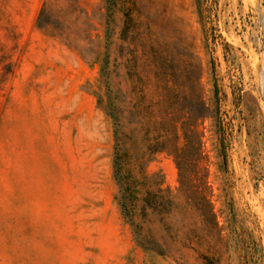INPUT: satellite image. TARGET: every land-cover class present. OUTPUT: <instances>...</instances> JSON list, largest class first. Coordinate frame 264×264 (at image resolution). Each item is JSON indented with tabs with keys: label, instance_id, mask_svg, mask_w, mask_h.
<instances>
[{
	"label": "rangeland",
	"instance_id": "rangeland-1",
	"mask_svg": "<svg viewBox=\"0 0 264 264\" xmlns=\"http://www.w3.org/2000/svg\"><path fill=\"white\" fill-rule=\"evenodd\" d=\"M157 103L204 132L203 206L141 158ZM0 264H264V0H0Z\"/></svg>",
	"mask_w": 264,
	"mask_h": 264
},
{
	"label": "trees",
	"instance_id": "trees-1",
	"mask_svg": "<svg viewBox=\"0 0 264 264\" xmlns=\"http://www.w3.org/2000/svg\"><path fill=\"white\" fill-rule=\"evenodd\" d=\"M102 75L107 83L105 98L99 99L98 104L104 110L106 115L113 123L114 141H120V118L117 95L109 81L107 68H102ZM199 120L202 122L212 116L210 109L207 107L203 96L198 97ZM151 119L148 120V129L152 136L146 139V152L141 158L147 156L152 158L157 154H166L169 156L177 170L178 194L171 195L167 191V197L164 199H191L195 204L203 206L208 199V183L206 157L203 151L204 132L194 127L193 123H178L177 118L171 116L162 106L157 103L155 111L149 113ZM133 116V115H131ZM135 122L132 119L129 123V133L127 136L128 147L125 153L130 158L138 159L139 151L137 148ZM114 155V175L118 174L119 161ZM129 158V159H130ZM121 164V163H120ZM123 184V183H122ZM128 200V199H127ZM171 206L173 201H168ZM123 217L131 225L134 234H137V227L134 225L132 217L127 213L128 206L120 203Z\"/></svg>",
	"mask_w": 264,
	"mask_h": 264
}]
</instances>
